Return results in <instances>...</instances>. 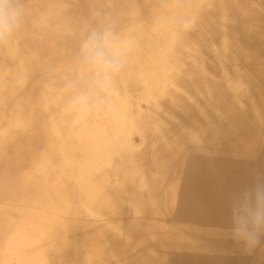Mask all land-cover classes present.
Instances as JSON below:
<instances>
[{
	"label": "bare ground",
	"instance_id": "1",
	"mask_svg": "<svg viewBox=\"0 0 264 264\" xmlns=\"http://www.w3.org/2000/svg\"><path fill=\"white\" fill-rule=\"evenodd\" d=\"M29 8L31 83L19 106L0 93V264H264L228 235L231 196L264 173V0ZM105 13L136 47L113 111L75 124L40 81L76 74Z\"/></svg>",
	"mask_w": 264,
	"mask_h": 264
},
{
	"label": "clouds",
	"instance_id": "2",
	"mask_svg": "<svg viewBox=\"0 0 264 264\" xmlns=\"http://www.w3.org/2000/svg\"><path fill=\"white\" fill-rule=\"evenodd\" d=\"M104 16L79 38L76 74L58 83L46 72L40 81L46 105H62L75 124L113 111L119 77L136 47L117 18ZM30 22L29 0H0V93L16 98L17 106L32 80L31 59L22 45ZM179 24L187 31L195 21L182 17ZM228 211L232 241L246 254L264 249V173H256L231 196Z\"/></svg>",
	"mask_w": 264,
	"mask_h": 264
},
{
	"label": "rangeland",
	"instance_id": "3",
	"mask_svg": "<svg viewBox=\"0 0 264 264\" xmlns=\"http://www.w3.org/2000/svg\"><path fill=\"white\" fill-rule=\"evenodd\" d=\"M136 143L138 144V140H136Z\"/></svg>",
	"mask_w": 264,
	"mask_h": 264
}]
</instances>
